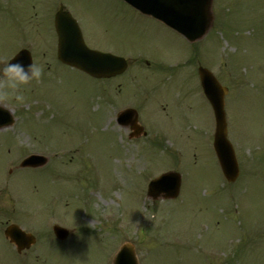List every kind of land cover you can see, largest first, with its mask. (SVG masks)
<instances>
[{"label":"rangeland","instance_id":"1","mask_svg":"<svg viewBox=\"0 0 264 264\" xmlns=\"http://www.w3.org/2000/svg\"><path fill=\"white\" fill-rule=\"evenodd\" d=\"M117 5L124 15L139 18L122 3ZM90 8L92 20L85 36L89 45L114 54L153 48L156 51L147 53L184 55L187 43L152 22L126 17L122 23L111 15L115 7L108 0L92 1ZM213 12L216 26L221 25L195 53L225 84L233 82L225 108L240 177L226 183L210 143L204 138L199 148L192 126L182 140L189 152L198 153L195 161L188 151L171 148V140L158 148L126 143L116 124L114 106L121 101L114 84L102 83L110 93L93 96L100 84L78 70L56 65L58 78L34 81L31 115L19 125L29 133H18L26 149H44L47 169L27 168L12 178L22 199L36 210L23 225L36 230L38 241L31 252L17 256L0 238V264H110L124 241L135 245L139 264H264V0H214ZM45 21L47 25L38 28L40 46L50 37V23ZM142 25L143 31H137ZM103 27L108 32L97 37ZM11 41L6 27L0 26V59L9 55ZM195 118L206 120L208 131L212 129L208 105L196 106L192 125ZM156 128L149 127L150 136ZM13 137L15 129L0 130V141ZM3 154L0 148V161ZM170 164L182 171L180 196L145 200L148 180ZM86 181L97 186L91 194ZM54 195H59L58 201ZM52 211L57 223L70 231L65 242L49 240L50 233L42 231L38 218ZM143 214L145 220L140 218Z\"/></svg>","mask_w":264,"mask_h":264},{"label":"flooded vegetation","instance_id":"2","mask_svg":"<svg viewBox=\"0 0 264 264\" xmlns=\"http://www.w3.org/2000/svg\"><path fill=\"white\" fill-rule=\"evenodd\" d=\"M92 1L95 2L96 0H7L0 2V26L6 27L8 36L12 40L10 54L13 56L20 49L31 50L32 34L29 25L32 23L37 25L41 15L51 16L48 18L53 25L55 13L61 7L64 9L68 5L72 15L77 20L82 34L88 36L87 26L90 25L92 20L90 15V4ZM108 1L110 4L113 3L117 6L114 9V13L111 14L113 18L123 23V17L126 18L128 15L123 16V9L117 5L118 2H122L120 0ZM131 16L133 17L131 20L152 22L158 29L162 28L164 32H168L164 26L149 17L140 15L138 16L139 18H134L133 15ZM137 31H143V25ZM107 32L108 29L103 27L97 37L102 34L105 35ZM54 43L56 47V41ZM49 48L51 51L53 50V43ZM123 53L131 55L129 58L126 57L128 59L127 68L123 74L119 75L121 81L117 83L118 87L123 90V109L128 111L125 119H123V122H126L123 124L126 135L129 137L135 134L133 123L139 122L142 125L144 124L143 118L146 120L151 119L153 117L151 110H162L166 115L173 108L178 110L179 114L176 117L177 128L191 131L192 126L199 138L204 137L206 131L201 120L198 124H191V111L195 109L197 103L202 99L199 83L194 78V75L191 72L180 73L178 68H173V66L178 64L170 65L162 62V57H154L152 60L148 59L141 50H131ZM2 63L0 62V64ZM145 109L147 110L145 111ZM180 133L182 134V131ZM137 134L139 135L140 133ZM136 139H139V137H136ZM0 148L4 151L3 159L1 160L9 161L10 166L14 165L16 152H13L11 141H0ZM15 167H17L16 164ZM5 191L4 189L3 192ZM13 221V213L11 211L7 209L0 210L1 225H7Z\"/></svg>","mask_w":264,"mask_h":264},{"label":"water","instance_id":"3","mask_svg":"<svg viewBox=\"0 0 264 264\" xmlns=\"http://www.w3.org/2000/svg\"><path fill=\"white\" fill-rule=\"evenodd\" d=\"M128 3L141 11L150 13L166 24L183 33L189 39L200 37L210 24L211 0H126ZM202 20V21H201ZM59 57L65 62L71 63L91 75L109 76L120 72L124 64L117 61L115 57L102 54L88 49L81 42L80 36L74 29H64L61 32ZM204 80H210L208 72L200 69ZM216 89V91L214 90ZM205 84V92L210 100L216 121L213 146L224 176L228 181H233L239 171L233 148L226 135L225 113L223 110V93L219 87ZM123 116V115H122ZM180 177L176 173H166L149 185L150 194L153 197L163 195L174 197L178 192ZM12 241L17 244L18 249L29 246L33 241L32 236H27L18 228L9 227L5 231ZM55 233L63 238L66 230L55 228ZM113 264H136L132 248L125 244L116 256Z\"/></svg>","mask_w":264,"mask_h":264},{"label":"clouds","instance_id":"4","mask_svg":"<svg viewBox=\"0 0 264 264\" xmlns=\"http://www.w3.org/2000/svg\"><path fill=\"white\" fill-rule=\"evenodd\" d=\"M43 72V66L36 62L26 65L22 61L10 63L9 59H5L0 64V81H3L5 89L2 95L23 102L25 97L21 91L22 87L32 81H39Z\"/></svg>","mask_w":264,"mask_h":264}]
</instances>
